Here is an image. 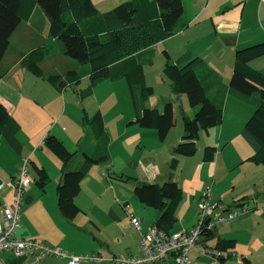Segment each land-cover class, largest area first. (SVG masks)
Masks as SVG:
<instances>
[{
  "label": "trees",
  "instance_id": "obj_1",
  "mask_svg": "<svg viewBox=\"0 0 264 264\" xmlns=\"http://www.w3.org/2000/svg\"><path fill=\"white\" fill-rule=\"evenodd\" d=\"M37 5L42 7L49 18V35L60 41L64 53L82 65L89 66L92 85L82 95H91L94 86L102 81L126 79L136 114L134 123L156 129L159 138L164 141L175 123V105L168 101L163 109H159L147 104L155 91L147 83L143 63L153 64V58L146 57L148 53L145 52L150 46L175 35L179 26H185L181 24L183 0H125L103 12L93 0H0V62L9 49L12 34L24 20L31 18ZM48 52V47H38L26 55L21 63L34 74L47 79L57 89L62 79H69L71 83L80 80V75L75 70H70L66 74L68 77L64 78L60 74H47L41 61ZM164 54V74L171 80L173 93L187 94L190 104L197 108L193 116L183 117L184 135L174 147L169 179L161 184L143 181L127 174H116L113 177L135 181V193L141 202L160 212L155 225L172 231L178 221V207L184 199L183 188L174 179L180 157L197 152L201 131H210L223 123L224 107L208 94V89L219 80V74L203 58L190 51L178 59H173L167 50H164ZM263 56L264 41L238 48L230 81L231 89L247 97L248 101L254 102L252 97L255 94L258 96L257 106L245 124V129L260 145L248 160L258 164H264V70L256 68L252 62ZM2 70L0 69V78L6 74ZM84 119L97 142L93 151L83 152L82 159L74 169L64 172L62 181L57 186L59 208L67 219H73L83 211L75 198L82 189V181L87 173L93 165L110 159V135L102 112L99 110L92 117L85 113ZM20 129L19 121L0 101V143L5 139L20 150ZM43 145L59 157L65 166L78 153V150H70L62 139L51 132L45 136ZM217 152L216 145H207L204 160L214 161ZM34 168L37 173L36 183L45 189L50 181L47 170L43 166L34 165ZM248 197L246 195L240 198L236 206L247 204ZM226 207L229 206L225 205L223 213L227 211ZM215 229H205L203 241L208 242L216 237L213 247L205 246L221 251L222 254L204 252L226 264L227 260L235 256L238 240L217 236ZM173 262L175 264L174 260Z\"/></svg>",
  "mask_w": 264,
  "mask_h": 264
},
{
  "label": "crops",
  "instance_id": "obj_2",
  "mask_svg": "<svg viewBox=\"0 0 264 264\" xmlns=\"http://www.w3.org/2000/svg\"><path fill=\"white\" fill-rule=\"evenodd\" d=\"M93 1L99 10L103 12L113 8L118 3L125 0ZM183 6L184 12L181 18V24L185 26H179L175 35L154 45L161 46L164 61L166 60L164 50H167L173 59H178L185 52L190 51L194 55L203 58L207 64L219 74V80L217 83L208 89L209 96L216 103L223 104L224 107L223 123L214 127L213 130L217 134L216 140L218 141L216 144L219 146H221L223 143L226 145H234L229 151V153L232 155V158L228 161H224L233 162V164L236 166H245V168L248 169L249 176L247 183L253 182L256 186L258 184L260 185L256 189H253L254 191L252 195L249 193H240L242 195L237 200H235V203L229 204L227 206L233 207L232 205L236 204V201L246 195L249 196V199L256 198L257 201H259V195L264 193V164H258L248 160L251 155L258 151L260 145L259 142L245 129L246 122L257 106L256 102H258V96L255 94L252 97V99L255 100V103L248 101L247 97H244L243 95L231 89L230 81L234 71L236 50L244 46L264 41V0H183ZM32 16L27 21H30ZM22 23L20 25H22ZM20 25L12 34L11 41L13 35L17 33L16 31L19 29ZM29 34L30 33H28V35ZM51 41L52 43H55L54 40ZM41 46L42 45L36 46L27 52L23 50L20 55H16L14 57L12 56L11 64L13 66L9 65V69H7L6 72L11 73L18 65L23 66L21 63L23 58L34 49ZM152 46H150L145 51L148 53L146 57L151 56L153 58ZM10 47L11 42L9 49ZM48 48L49 52L41 61V66L45 72L48 74H60L63 76L70 70H75L79 73L81 67H84L83 69L85 72L83 74L90 77V68L87 65L81 66L82 64L80 62H78V64L69 65L70 67H68V69L63 68L62 70L50 71L51 73H49L46 70V62L48 57L52 55V51H54V45H50ZM60 51L64 53L62 44H60ZM64 55L66 54L64 53ZM4 58L1 63L4 61ZM60 59H63L67 62V60H65L66 58ZM252 64L256 68L264 70V56L253 60ZM1 67L2 66H0V69ZM145 74L147 78V73L145 72ZM49 85H51V88L47 87L49 94L53 95L54 91H57L59 94L61 93L55 86L52 84ZM11 90L16 91V93L21 96V99L26 97L23 91L14 86L8 80V75L5 74L2 78H0V101L6 105L9 111L21 124V129L18 133V139L20 140L22 147L20 150H17L5 139H3L0 143V183L3 184V186L0 187V211L4 205H12L15 202V188L12 181L20 172L22 164L26 158L29 159V163H31L33 166H43L50 176V181L44 190L41 189V194L39 190H36L37 188H32V186L30 187L31 184L28 186L30 187V190L24 194L22 207L20 209V227L17 229L16 235L20 238H36L40 241L49 243L53 247L63 249L73 254H90L91 252L101 254L105 257V259L103 261L96 262L100 264H116L112 259L115 256L130 257L141 254L142 232L137 228L136 230H138L139 236L134 234V245L130 243L128 245L121 246L119 244L120 248H116L112 244L111 237L105 238L100 235L101 239L97 237L98 241L100 242L99 246L95 241L96 237L92 238L91 234L85 231V229H90L89 220L87 224L85 221L83 225H81V221H79L80 217L82 216L81 214L87 213V208L85 207L86 204L82 203V198L80 197L77 199V197H79L85 185L88 187L91 183H95L93 180L97 181V177H100L102 181L101 183L97 181V183L100 185L104 184L106 188L113 187V185H115V178L113 177L114 175H130L129 172H134V174L138 175L136 177L143 181L158 182L161 184L166 182L169 179L170 167L165 169L166 173H164L163 170L157 165H154L152 170L149 171L143 165L141 158L133 157V159L127 161V159L130 157V153H132L130 151L131 146L134 145L135 142H141L145 137L153 138V140H155V137L159 138L157 130L155 129V132H148L147 130H142L144 128H136V125H138V127H140V125L134 123L136 118V114H134V116L129 118L130 120L127 125L124 124V119H121L118 122L123 130L120 137L114 141L105 115V124L110 135V159L106 162L93 165V167L87 173L86 177L82 181V189L75 198L76 203L83 211L80 212L75 218L67 219L64 217L59 208L57 186L62 181L64 172L74 169L77 163L81 160V154H78V148L80 147L81 149V146L84 145V150L90 153L94 150L97 140L94 136H88L84 143H82L81 140L84 136L80 133L74 135V133L72 134L71 132L70 135H66L63 131H61L62 133L56 131V134H54L62 139L70 150H78V153L74 159L67 166H65L62 160L57 157L49 148V152H46L43 149L44 138L49 132H51L49 131L50 126H48V107L42 103L43 101H41V99H37L36 101L31 100L33 103L29 101L21 103L20 99L17 103L13 99V93ZM188 99L189 98L187 97L184 98L182 94L173 93V91H171V97L167 98L166 102L171 101L175 105L176 123L177 111L180 106H183V109L189 108V110H185L188 116H193L197 111V108L193 107ZM21 104L29 105L31 108H33L32 105L35 106L34 108L36 110V115L30 116L29 121L22 115V111L20 110ZM164 105L165 103L158 106L154 105L153 107L163 109ZM178 132H180V129L174 132L173 137L178 136ZM171 133L173 132L171 131L170 135ZM182 137H180L179 140H181ZM70 138H72L74 141L76 140L75 145H77V147H70V145L67 143L70 142ZM240 141H242L244 144L242 145ZM210 144L213 145L214 142L211 141ZM135 151L136 150H134V152ZM49 153H52V155H54L56 158L51 157ZM172 155L173 154L169 152V158H171ZM219 156L220 154L218 151L214 161H205L204 157L203 160L204 162H212V164H214L213 162H215L216 158ZM182 157L184 156H181L180 159ZM108 163L112 165L113 169L108 167L106 172V166ZM203 165L205 164H200V168L203 167ZM136 170H139V172ZM174 179L177 180L175 178V172ZM211 186L216 188L218 187V184L213 183ZM200 194L198 193L196 196H199L200 198ZM196 196L194 197V201L196 200ZM215 197L222 200L218 196ZM127 205L128 202L125 201L123 203L124 208H127ZM194 206L195 205L192 204L190 211L185 215V223L181 224L182 230L188 231L195 224L193 221L196 219ZM251 209H249V214ZM157 211L159 217L160 212L159 210ZM248 213L243 215H249ZM131 214L132 213L130 212L129 223L132 226ZM243 215L234 218L229 223H223V225H232L235 219H239L243 217ZM158 217L156 218V221ZM93 223L94 226H96L97 223ZM176 224L174 225L172 231H178L176 230V227H180V224L177 226ZM218 225L217 227H219ZM132 228L135 229L133 226ZM146 228L147 227H144L143 225V231ZM91 233L95 234L94 230H91ZM218 235L220 234H217V236ZM223 237L237 239V237L234 236L225 235ZM212 240L213 239H210L208 242L202 241L199 246L193 249L191 253L193 263L191 264H222L219 259L204 252L205 245H210L213 247L216 244V237L214 238L213 242ZM116 250H118L119 253ZM14 260L13 254L10 251L0 252V264H12ZM83 262H85V264L95 263L91 261ZM83 262L81 264H83ZM166 263L174 264L173 260H168ZM37 264H69V262L66 258L48 255ZM226 264H254V262L247 258H244V260L241 261L237 256H233L226 262ZM258 264H264V261H260Z\"/></svg>",
  "mask_w": 264,
  "mask_h": 264
},
{
  "label": "rangeland",
  "instance_id": "obj_3",
  "mask_svg": "<svg viewBox=\"0 0 264 264\" xmlns=\"http://www.w3.org/2000/svg\"><path fill=\"white\" fill-rule=\"evenodd\" d=\"M68 15L72 17L71 14ZM16 32L17 33L13 35L11 47L4 61L2 63L0 62V66H2L1 69H5L2 71L9 69V65L13 66L11 64L12 56L20 55L23 50L27 52L40 45L46 47L54 45V51H52V55L48 57L46 62V70L49 73H51L50 71H58L63 68L68 69L71 64H78L76 59L66 56L60 51V41L48 35L49 18L40 5L36 6L32 19L30 21L24 20ZM28 33L30 34L28 35ZM51 40H54L55 43H52ZM152 56L153 64L146 62L143 63V67L144 71L147 73V83L154 87L155 92L147 101V104L153 107L154 105L158 106L166 103L167 98L171 97L172 87L171 80L164 74L165 61L160 45L152 46ZM60 58H66L65 60H67V62ZM83 68L84 67H81L79 72L80 80L77 83H71L69 79H62L58 83L59 92L61 93L59 94L57 91H54L53 95L49 94L47 89V87L51 86L49 85L51 83L44 77L34 74L24 66L18 65L11 73L6 72V75H8V80L26 95V97L21 99V96L16 93V91L11 90L13 99L17 103L20 99L21 103L41 99V101H43L42 103L48 107V126H50L49 131H51V133H55L56 131L60 133L63 131L66 135H70L71 132L72 134L74 133V135L80 133L84 136L81 140L82 143H84L88 136H93L90 126L84 119L85 113L89 117H92L100 110L103 116L106 115L107 124L111 129L113 140L116 141L123 130L118 122L124 119V124L127 125L130 120L129 118L135 114L129 85L124 78L117 81H103L94 86V92L91 95L83 96L84 90L92 85L90 77L83 74L85 72ZM63 77H68V75L65 73ZM65 82H67V84L66 86L64 85V87L63 84ZM182 96L188 98V95L185 93H183ZM32 106L33 108L35 107L34 105ZM33 108L29 105L21 104L20 110L22 111V115L26 117L28 121L30 120V116L36 115V110ZM185 110H189V108L183 109V106L179 107L177 111V123H174V126L170 130V132L172 131L173 133L170 135L169 132L167 139L162 141L158 137H155V140L150 137H145L141 142H135L130 148L132 153H130V157L127 161L133 159V157L141 158L143 165L149 171L152 170L154 165H157L166 173L165 169L170 167L171 159L174 156V147L181 141L179 140L180 137L184 135L183 117L187 115ZM136 128H144L142 130L155 132V129L138 127V125H136ZM179 129L180 132H178V136L173 137L174 132ZM213 130L214 127L211 128L210 131H201L197 141V152L194 155L182 157L180 159L181 163L175 171V178L184 188V200L177 212L178 222L176 226L180 224V227H176V230H182L181 224L185 223L184 217L190 211L192 204L195 205L194 209L196 212V219L193 221L195 223L198 221L199 196L196 195L198 193H203L208 185H213V183L218 184L216 188L212 186V191L215 196L223 200L225 205L235 203V200L243 193L252 195L253 189L260 186L259 184L256 186L253 182L247 183L249 176L248 169L245 168V166H236L233 162L224 161H228L232 158L229 151L234 145L227 144V147L225 143L221 146L216 144L218 141L216 140L217 134ZM75 141L70 138V142L67 143L70 147H77ZM211 141L214 142L213 145L219 146L218 151L220 156L216 158V163L213 162L214 164H212V162H204L203 160L205 147L207 145H212L210 144ZM240 143L242 145L244 144L242 141H240ZM81 147V149L80 147L78 148V154H81L82 159L83 152L86 150H84V145ZM43 149L49 152L48 148L44 145ZM134 150L136 151L134 152ZM169 152L173 154L171 158L168 156ZM49 154L51 157L56 158L52 153ZM200 164L205 165L200 168ZM108 167L113 169L112 165L108 163L106 172ZM136 171L139 172V170ZM129 173L132 176H138L134 174V172ZM28 177L31 180L30 187L37 188L36 190H39L41 194L42 188L36 183L37 173L31 163H29ZM114 178L115 185L106 188L104 184H99L102 181L100 177H97L99 183L93 180L95 183H91L88 187L85 185L77 199L81 197L82 203H85V207L87 208V213H83L84 215L81 214L82 216L79 219L81 225H83L85 221L87 224L89 220L90 229L94 230L95 234H92L90 229H85V231L90 233L92 238L96 237L95 241L99 246L100 242L98 238L101 239V235L105 238L111 237L113 246L120 248L119 244L121 246L130 243L134 245V234L139 236L138 230L132 228L133 225L131 226L129 223L130 212L143 219L144 227H149L150 225H155L158 211L141 202L135 193V181H124L118 180L116 177ZM30 187H27L26 193L30 190ZM195 196L196 200L194 201ZM259 197V201H257L256 198H252L247 202L252 208L250 214L248 213L249 215H243V217L235 219L232 225L225 226L223 223H220L218 225L219 227L215 229L216 235L220 234L222 236L237 237L238 244L235 256L241 261H243L244 258L251 259L254 264L264 261V193L260 194ZM125 201L128 202L127 208L123 206ZM232 206L236 207V204ZM93 222L97 223L96 226H94ZM116 251L119 253L118 250ZM83 264H85V262H83ZM94 264L100 263L95 262Z\"/></svg>",
  "mask_w": 264,
  "mask_h": 264
},
{
  "label": "built area",
  "instance_id": "obj_4",
  "mask_svg": "<svg viewBox=\"0 0 264 264\" xmlns=\"http://www.w3.org/2000/svg\"><path fill=\"white\" fill-rule=\"evenodd\" d=\"M29 159H25L20 172L13 179L15 202L6 204L0 211V252L10 251L13 254L12 264H37L48 255L66 258L69 264H81L83 261L100 262L104 256L97 253L73 254L63 249L53 247L49 243L33 238H20L16 235L20 227V209L22 207L26 188L31 180L28 177ZM3 184L0 183V187ZM214 196L212 186L208 185L199 200V219L193 227L186 230L166 231L157 225H150L143 231L142 218L131 214L133 227L142 232V253L130 257L115 256L116 264H168L172 259L175 264H191L192 250L203 241L205 229L214 230L219 223H229L234 218L249 212V205L226 207ZM204 250L221 255L222 252L205 246Z\"/></svg>",
  "mask_w": 264,
  "mask_h": 264
},
{
  "label": "water",
  "instance_id": "obj_5",
  "mask_svg": "<svg viewBox=\"0 0 264 264\" xmlns=\"http://www.w3.org/2000/svg\"><path fill=\"white\" fill-rule=\"evenodd\" d=\"M61 86V85H60Z\"/></svg>",
  "mask_w": 264,
  "mask_h": 264
}]
</instances>
